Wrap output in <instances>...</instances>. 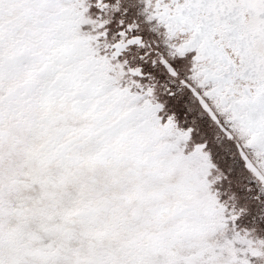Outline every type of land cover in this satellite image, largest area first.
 I'll list each match as a JSON object with an SVG mask.
<instances>
[{"label":"rangeland","instance_id":"374dc122","mask_svg":"<svg viewBox=\"0 0 264 264\" xmlns=\"http://www.w3.org/2000/svg\"><path fill=\"white\" fill-rule=\"evenodd\" d=\"M132 4L0 0V264H264L246 148L114 51Z\"/></svg>","mask_w":264,"mask_h":264},{"label":"flooded vegetation","instance_id":"af4514ba","mask_svg":"<svg viewBox=\"0 0 264 264\" xmlns=\"http://www.w3.org/2000/svg\"><path fill=\"white\" fill-rule=\"evenodd\" d=\"M127 1L138 23L114 51L138 48L171 88L195 90L204 131L234 132L264 185V0Z\"/></svg>","mask_w":264,"mask_h":264}]
</instances>
